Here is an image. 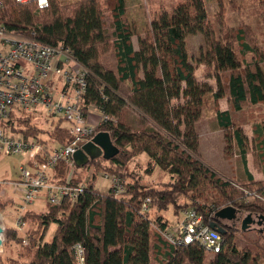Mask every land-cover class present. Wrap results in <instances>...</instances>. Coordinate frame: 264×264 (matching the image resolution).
Instances as JSON below:
<instances>
[{
    "label": "trees",
    "instance_id": "trees-1",
    "mask_svg": "<svg viewBox=\"0 0 264 264\" xmlns=\"http://www.w3.org/2000/svg\"><path fill=\"white\" fill-rule=\"evenodd\" d=\"M0 4V21L9 32L48 45L69 47L78 62L89 69L86 105L95 104L113 119L98 130L108 132L113 144L122 150L109 161L101 158L83 168L76 167L73 184H85L83 196L77 203L64 200L61 205L47 204L40 214L29 211L26 221L30 214L38 230L30 231L28 238L24 239L17 228L8 227L5 258L0 256V264H79V246L83 250V264H151L153 260L158 264H205L207 254L201 246H173L155 229H163L172 222L165 216L170 209L174 219L187 208L202 211L211 225L218 224L216 213L227 207L264 221V184L255 181L248 167L246 134L241 125L234 136L227 133L237 122L234 115L249 106L264 104V59L258 56L259 51L245 31L237 35L240 60L234 44L217 36L210 23L207 1L181 0L172 12H163L152 21L146 36L139 38L137 49L133 43L135 32L125 22V0H109L113 47L118 58L114 71L100 62L101 52L110 43L100 0H48L44 9H39L36 2L23 5L16 0H0ZM198 33L204 36L207 50L191 60L186 39ZM248 55L253 56L252 61L247 59ZM200 68L201 78L197 75ZM228 71L231 75L227 93L222 76ZM209 79L217 81L216 90ZM122 84L129 88L127 98L118 93ZM225 97L233 112L218 107ZM210 98L216 105L217 126L224 131L225 143L235 141L239 150L247 174L245 189L222 179L200 158L196 125ZM127 108L137 111L135 118L141 120L138 127L132 123L139 120L133 119L130 124L124 120ZM21 123L27 124L28 120ZM254 130L264 161V124L255 125ZM23 132L38 135L41 131ZM52 139L65 145L69 135L57 129ZM142 154L149 158L148 175L159 168L171 176L172 182L160 188L123 179L128 164ZM92 167V178L87 183L80 180V172ZM69 173V167L60 162L52 179L65 183ZM100 173L118 178L125 193L117 197L112 186L108 192H101L96 186ZM148 197L152 199L151 211L144 213L142 205ZM181 197L184 203L179 201ZM13 202L0 203V212ZM152 211L158 215L151 217ZM211 213L214 216H209ZM53 223L57 225L54 237L44 242ZM151 225L157 232L155 236ZM220 229L224 231L219 232L224 248L213 255L209 264H262L264 248L259 243L254 242L256 252L239 250L236 230ZM259 233L264 236V232ZM14 243L19 247L29 244L24 245L23 253L13 256L8 253Z\"/></svg>",
    "mask_w": 264,
    "mask_h": 264
},
{
    "label": "built area",
    "instance_id": "built-area-1",
    "mask_svg": "<svg viewBox=\"0 0 264 264\" xmlns=\"http://www.w3.org/2000/svg\"><path fill=\"white\" fill-rule=\"evenodd\" d=\"M16 2L23 5L36 2L39 9L48 7V0ZM90 76L89 69L78 62L69 47L52 46L9 32L0 21V154L31 157L30 167L21 168L20 179L15 183V191L21 192L22 200L16 223L19 231L26 227L25 216L36 201L43 199L54 206L61 205L64 200L77 203L85 192V184H73L74 155L84 144L93 141L101 132L99 127L113 120L103 111L98 121L91 119L92 104L86 105ZM32 117L50 123L49 135L51 128L55 132L61 127L69 135L68 142L61 145L52 135L47 142H41L38 135H27L23 131L28 127L19 124ZM33 128L44 130L41 125ZM60 162L70 169L65 183L52 179ZM105 177L113 181L117 197L125 193L118 178L109 174ZM151 205L152 199L146 198L142 211L150 212ZM155 229L173 246L198 245L210 256L221 253L224 248L222 235L211 227L202 211L194 208L182 210L165 228L155 226ZM78 249L79 264H83L82 247Z\"/></svg>",
    "mask_w": 264,
    "mask_h": 264
},
{
    "label": "rangeland",
    "instance_id": "rangeland-1",
    "mask_svg": "<svg viewBox=\"0 0 264 264\" xmlns=\"http://www.w3.org/2000/svg\"><path fill=\"white\" fill-rule=\"evenodd\" d=\"M66 3L74 2L77 0H63ZM109 0H100L101 6L104 12V23L105 28L108 33L110 43L106 47L105 51H102L100 54V62L102 66L106 69L117 71L118 67V58L116 56L113 42L114 38V27H113V16L110 6L108 5ZM207 9L209 11L210 23L217 32L219 38L228 39L231 41L238 52V56L241 60V51L238 43V33L240 31H245L247 37L252 38L253 45L259 51L258 56L263 57L264 59V0H206ZM126 2V18L125 22L128 26L135 32L133 39L134 46L138 49L139 38L146 36L147 31H149V26L152 21L160 16L163 12H172L176 5L181 2V0H125ZM31 38V37H30ZM187 51L189 53V58L194 60L199 58L202 55V52L207 50L205 44L204 36L200 33L196 35L189 36L186 39ZM247 59L252 61L253 56L248 55ZM264 63V61H263ZM264 67V65H263ZM264 70V69H263ZM202 69L200 68L197 71V75H201ZM231 75V72L228 71L222 76V85L225 89V92L228 93V77ZM200 77V78H201ZM209 83L213 85V89H217V81L215 79H209ZM120 96L127 98L129 94V88L127 84H122L118 92ZM226 98V97H225ZM215 104L212 101V98L206 101L202 116L198 121V132L200 133V141L202 142L203 150L206 154V157L203 159L206 161V165L215 171L222 179L226 181H232L238 185H242L245 189L247 184V174L244 170L242 158L240 157L239 150L234 142H226L223 146L224 131L218 129L216 113H215ZM218 107H221L218 104ZM224 109L227 108L225 104H222ZM232 108V107H231ZM221 109V108H220ZM254 111V114H253ZM91 113H96V105L92 104L90 107ZM233 112V110H232ZM255 119H254V116ZM258 115V116H257ZM138 118V117H137ZM134 114L130 110H126L125 121L130 124V121L136 119ZM236 119V124L234 129L228 131V135L234 136V131L239 125L242 126L244 133L246 134L247 141V152H248V167L252 173L256 182L264 184V161L259 155L260 147L258 146L257 135H255L254 127L255 125L264 124V104L258 105L257 107H247L244 112L239 115H234ZM139 120L137 123L133 122L135 126H139ZM20 126L28 127V129L36 130L33 128L37 125L43 126V131L38 134V138L41 142H47L50 135H52L54 128H51L50 132V123L40 119L39 121L36 118H30L28 123H20ZM57 127L55 130L60 129ZM24 129V128H23ZM26 130V129H24ZM221 132V133H220ZM33 135V134H30ZM29 135V136H30ZM35 135V134H34ZM33 135V136H34ZM212 140V144L206 139ZM256 142V143H255ZM207 149L205 151V149ZM216 147V148H214ZM121 150V149H120ZM122 151V150H121ZM123 154V153H122ZM147 154H142V156H137L135 159L128 164L125 169L126 175L123 176L127 182L134 183L138 182L144 184L148 187L159 185L161 188L172 182L171 176L162 172L157 168L152 175H148L146 172ZM210 158V160L208 159ZM201 158V155H200ZM202 160V158H201ZM31 161L30 155H1L0 154V203H7L8 200H13L14 204L8 206L3 214H1V223L4 225L5 233L3 235V245L6 243V233L7 228L10 224L15 225L17 219L20 217L19 206L22 204L21 192L19 190L15 191V183L19 181L21 176V168H28ZM104 163V162H103ZM30 167V166H29ZM94 174V168H87L84 171L80 172V180L85 181L86 183L92 178ZM113 181L107 179L104 174L100 173L97 175L96 186L101 192H108L112 186ZM250 191V189L247 188ZM20 194V195H19ZM4 195V197L2 196ZM180 202L184 203L185 200L181 197ZM248 201V200H247ZM248 203V202H247ZM46 203L43 199L36 201L32 206V212L40 214L46 210ZM244 215H248L243 213ZM158 215L155 211L151 212V217ZM172 209L165 213V216L169 218L170 221L174 220ZM256 217L255 215H253ZM26 218V216H25ZM29 214V219L26 227L23 231L20 232L21 236L26 239L29 237L30 231L38 230V224L35 219ZM225 221V220H224ZM9 223V224H8ZM12 227V226H11ZM57 225L52 224L45 234L44 242H50L56 232ZM236 230L235 243L239 250L244 251L249 249L252 252H256V247L254 242L259 243L264 248V236H260L259 230L263 231V226L258 227L254 225L251 230L250 228L247 231H242L241 226L234 228ZM156 230L151 225V233L155 236ZM157 233V232H156ZM263 235V234H262ZM29 244V243H28ZM24 243V245H28ZM19 247L18 243L11 245V248L15 249L17 253H23V247ZM1 254V253H0ZM9 254V253H8ZM213 259V256L207 255L205 259V264ZM151 264H158L155 260ZM190 264V263H186ZM264 264V261L262 262Z\"/></svg>",
    "mask_w": 264,
    "mask_h": 264
},
{
    "label": "water",
    "instance_id": "water-1",
    "mask_svg": "<svg viewBox=\"0 0 264 264\" xmlns=\"http://www.w3.org/2000/svg\"><path fill=\"white\" fill-rule=\"evenodd\" d=\"M120 150L113 144L110 134L108 132H100L93 139V141L84 144L81 149L74 155V162L77 168H83L91 162L103 158L106 161L111 160L115 156L119 155ZM238 212L233 207H227L220 210L216 214V219L218 220H232L234 214ZM252 215L243 223L242 231H247L249 224L254 223L251 218ZM259 225H264V221L258 217ZM211 227L218 230L220 233L224 231L219 229L216 223H213ZM264 232V230L262 231ZM5 233L4 225L1 223L0 214V253L4 257V245H3V235ZM1 259V258H0Z\"/></svg>",
    "mask_w": 264,
    "mask_h": 264
},
{
    "label": "crops",
    "instance_id": "crops-1",
    "mask_svg": "<svg viewBox=\"0 0 264 264\" xmlns=\"http://www.w3.org/2000/svg\"><path fill=\"white\" fill-rule=\"evenodd\" d=\"M136 48V47H135ZM200 80H202V79H200ZM211 84V83H210ZM123 98H125V97H123ZM219 105L221 106L220 108H221V110L222 111H232L231 110V105H230V102H229V100H228V98H223V99H221L219 102ZM222 104H225L226 106H227V108L226 109H224L223 107H222ZM128 110H130L133 114H134V116H137L138 114H137V111H135V110H132L131 108H127ZM90 114H91V119L93 120V121H98L99 119H100V117H101V110L99 109V108H96V113H91L90 112ZM198 124H199V122L197 123V126H198ZM219 129V128H218ZM197 132H198V129H197ZM221 133V132H220ZM198 134H199V136H200V133L198 132ZM201 137V136H200ZM222 138H223V146L225 145V140H224V135H222ZM206 141L207 142H209L208 144H212V140H209V138L208 139H206ZM214 148H216V147H214ZM207 149H209V148H207L206 147V149H205V151L207 150ZM199 153H200V155H201V158H202V161L206 164V161L203 159V157H206V154H205V152H204V150H203V147H202V142L200 141V147H199ZM140 156V155H139ZM142 156V155H141ZM147 159H146V162L148 161V156L146 157ZM208 159L210 160V158L208 157ZM210 162H211V160H210ZM3 197H4V195H2ZM31 208H32V206L31 207H29V211H31L32 212V210H31ZM6 210V209H5ZM4 210V211H5ZM0 214H3V211L2 212H0ZM2 216V215H1ZM6 223L4 222V225H5ZM9 224V223H8ZM14 227L15 225H13V224H10L9 225V227ZM17 227V226H16ZM18 229V228H17ZM19 232H21V231H19ZM4 252H5V248H4ZM9 254H13V256H16V254H17V252H16V250L15 249H13V248H11V253H10V251H9ZM0 256L2 257V255L0 254ZM5 258V255H4V257H3V259Z\"/></svg>",
    "mask_w": 264,
    "mask_h": 264
},
{
    "label": "flooded vegetation",
    "instance_id": "flooded-vegetation-1",
    "mask_svg": "<svg viewBox=\"0 0 264 264\" xmlns=\"http://www.w3.org/2000/svg\"><path fill=\"white\" fill-rule=\"evenodd\" d=\"M249 217H250L249 214L248 215H244L243 213H241V212L238 211V212H236L234 214V217H233L232 220H225V221L224 220H219L217 226H218L219 229L220 228H225V227H229V228H233L234 229V228L238 227L239 225L242 228L243 223ZM251 218H252V221H254V223L249 224L250 230H251V228L254 225H258V227L263 226V228H264V225H259V222L260 221L258 220V217L251 216ZM259 231H261V230H259Z\"/></svg>",
    "mask_w": 264,
    "mask_h": 264
}]
</instances>
